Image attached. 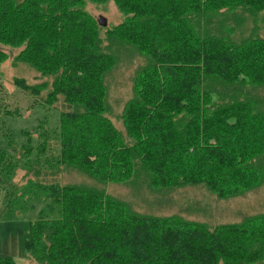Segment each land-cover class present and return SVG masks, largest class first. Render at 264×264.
I'll list each match as a JSON object with an SVG mask.
<instances>
[{"label": "trees", "instance_id": "16d2710c", "mask_svg": "<svg viewBox=\"0 0 264 264\" xmlns=\"http://www.w3.org/2000/svg\"><path fill=\"white\" fill-rule=\"evenodd\" d=\"M85 1L0 0V44L37 80L13 82L60 103L58 158L21 176L48 200L24 222L25 258L264 264V211L208 223L177 207L194 187L219 200L264 190V0H112L123 19L108 29ZM122 69L129 93L115 113ZM10 144L22 160L33 152ZM12 161L0 149V166Z\"/></svg>", "mask_w": 264, "mask_h": 264}, {"label": "rangeland", "instance_id": "374dc122", "mask_svg": "<svg viewBox=\"0 0 264 264\" xmlns=\"http://www.w3.org/2000/svg\"><path fill=\"white\" fill-rule=\"evenodd\" d=\"M84 4L82 8L85 11L99 21H104L103 29L111 28L123 19L112 0L106 4H96L87 0ZM0 49L8 54L0 72V149L5 150L7 155H12L13 159L11 168L5 169L3 164L0 166V256L11 257L17 264H36L28 261L23 252L24 222L39 217L42 208L48 212V200L39 191L25 187V181L21 176L31 165L46 169L58 158L59 145L56 140L60 103L56 106H47L24 93L13 82V78L22 77L28 83H34L37 80H33L30 74V70H33L24 64L17 65L12 62L19 49L4 44H0ZM123 71V69L117 71L110 83V101L113 103L115 113L120 111L129 93L127 75ZM119 125L121 127L120 122ZM45 138L48 145L44 154L38 157L36 147ZM11 141L17 147L15 150L26 145L31 146L33 152L29 158L22 160L16 151L13 153ZM193 189L189 202L177 206L187 213L186 217L207 220L205 222H220L224 219L236 222L246 215L264 211V190L219 200L202 187Z\"/></svg>", "mask_w": 264, "mask_h": 264}, {"label": "water", "instance_id": "95a60500", "mask_svg": "<svg viewBox=\"0 0 264 264\" xmlns=\"http://www.w3.org/2000/svg\"><path fill=\"white\" fill-rule=\"evenodd\" d=\"M100 23H101V24H104V21H103V20H101V21H100Z\"/></svg>", "mask_w": 264, "mask_h": 264}]
</instances>
